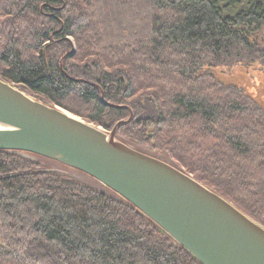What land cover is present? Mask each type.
Masks as SVG:
<instances>
[{
  "label": "trees",
  "instance_id": "trees-1",
  "mask_svg": "<svg viewBox=\"0 0 264 264\" xmlns=\"http://www.w3.org/2000/svg\"><path fill=\"white\" fill-rule=\"evenodd\" d=\"M263 28L264 0H0V80L106 132L126 122L116 140L264 228V109L212 73L264 68ZM37 158L0 150V264H201Z\"/></svg>",
  "mask_w": 264,
  "mask_h": 264
},
{
  "label": "water",
  "instance_id": "water-1",
  "mask_svg": "<svg viewBox=\"0 0 264 264\" xmlns=\"http://www.w3.org/2000/svg\"><path fill=\"white\" fill-rule=\"evenodd\" d=\"M125 123L106 132L0 80V150L95 178L201 264H264V228L190 175L116 140Z\"/></svg>",
  "mask_w": 264,
  "mask_h": 264
},
{
  "label": "rangeland",
  "instance_id": "rangeland-1",
  "mask_svg": "<svg viewBox=\"0 0 264 264\" xmlns=\"http://www.w3.org/2000/svg\"><path fill=\"white\" fill-rule=\"evenodd\" d=\"M261 38L264 42V28L261 32ZM212 73L218 82L238 87L246 96L264 109V68L260 64L236 66L231 69L217 68ZM37 160L41 163L43 169L53 170L67 180L88 186L106 195L112 196L114 194L112 190L95 178L65 164L40 156H38Z\"/></svg>",
  "mask_w": 264,
  "mask_h": 264
}]
</instances>
